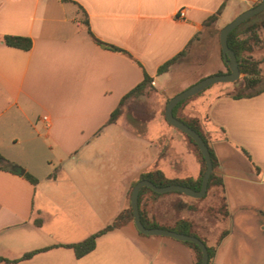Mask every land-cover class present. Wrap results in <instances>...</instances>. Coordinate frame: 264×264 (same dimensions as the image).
Instances as JSON below:
<instances>
[{
	"label": "crops",
	"instance_id": "1",
	"mask_svg": "<svg viewBox=\"0 0 264 264\" xmlns=\"http://www.w3.org/2000/svg\"><path fill=\"white\" fill-rule=\"evenodd\" d=\"M77 6L84 10L92 35L121 51L92 41L78 22ZM251 6L241 0H0V155L13 164L10 170H0V257L12 260L41 247L79 242L126 210L133 182L159 168L158 157L169 162L172 152L162 154L155 146L153 151L154 143L145 141V163L138 160L137 165L118 168L107 160L94 164L89 157L104 151L90 146L109 137V130L118 125L122 115L106 122L144 73L164 101L206 76L226 73L213 33ZM4 35L30 39V49L6 46ZM181 52L179 61L158 73ZM228 92L206 93L176 111L179 118L200 119L214 151V173L223 185L209 191L222 190L226 196L225 226L204 225L199 216L180 217L171 208H160L161 198L148 192L140 210L158 228L169 230L179 220L191 223V231L214 249L210 264H264L262 245L246 250L229 244L245 231L242 220L264 219V90L239 99ZM123 136L141 139L128 132ZM27 140L57 142L74 159L67 175L42 178L26 166L17 149ZM19 169L37 183L31 184ZM110 171L117 176L111 177ZM199 171L184 175L180 168L183 176L177 178L195 180ZM257 227L264 231L261 223ZM158 257L161 264L194 262L182 242L140 234L128 222L100 236L81 258L69 248L54 247L27 260L0 264H154Z\"/></svg>",
	"mask_w": 264,
	"mask_h": 264
},
{
	"label": "rangeland",
	"instance_id": "2",
	"mask_svg": "<svg viewBox=\"0 0 264 264\" xmlns=\"http://www.w3.org/2000/svg\"><path fill=\"white\" fill-rule=\"evenodd\" d=\"M259 1L260 0H258V2ZM262 12H264V10ZM260 19H264V13ZM218 33L219 31L215 34L213 33L212 36L216 41H218ZM258 33L261 41L254 47L250 54L253 59L259 62L258 66L260 68L261 76L260 85H264V27H262ZM204 49L205 51H209L210 47L205 45ZM232 88V83L213 84L200 93L190 97V99L186 100L183 105H188L200 100L206 93L219 89H228L231 91ZM164 104L165 101L154 91H150L137 101H131V99H129L122 108V116L118 125L109 130V137H104L98 141L95 140L92 143L93 147L90 146L89 148L93 149V151L104 152L100 153L101 156H90L89 159H91L94 164H98L97 162L101 161H109L108 165L110 167L114 166L118 168L127 165H137L138 160H141V163L143 164L145 163L144 160L148 158L146 157V154L149 153L148 149L145 148L146 146L144 147V144L145 141H150L154 143L153 148L155 146V148L160 149V153L162 152L163 154L166 150L172 152V157L168 158L169 162H162L164 156H160V158L158 157L156 164L159 168H155L151 171H160L166 179L178 182L181 181L182 178L177 177L183 176L182 174H179L180 168L183 169L184 173H187L184 175H196L200 163L195 150L179 131L167 125L162 115ZM157 110H160V112ZM147 115H149L148 118L139 121ZM126 132L136 134L140 136L141 139L139 141L129 140L127 137L123 136V134L126 135ZM17 153L24 161V164L42 178H45L48 175L53 177L56 174H60L64 177V175H67L70 166L74 162L73 157H71L68 152L63 151L57 145V142L52 141L43 142L41 140H27L17 149ZM117 174L118 173L115 171L109 172L111 177L113 175L116 177ZM130 190L131 187L128 191L127 197H129ZM153 196L161 198V201H159L161 202L159 203L160 208H166L167 210L171 208L173 212L180 217L185 216L186 214H188L189 217L199 216V219H202V223L208 226L210 224L224 227L226 224L223 223V220L227 219V216L223 217L221 214L222 209L227 210L226 196L222 190L213 192L207 190V193L201 198H190L175 191ZM176 196L179 200L172 199ZM126 205L129 207V202L126 203ZM186 205L190 206L189 209L186 208ZM246 213L250 212L248 211ZM226 222H228L227 224L230 223L228 220H226ZM240 223L241 228L245 231L236 233L234 237L231 238V242L229 241V244L233 246L239 245L246 250H253L258 245L264 247V231L259 230L257 227V224L259 225L260 223L264 227V219H261V221H255L254 218L249 217V219H244ZM171 227V229H173L171 231L180 233V228L177 225ZM227 230H229V226ZM205 245L212 250L208 244L205 243ZM159 260L160 258L158 257L154 264H161ZM210 261L211 259L209 260V264Z\"/></svg>",
	"mask_w": 264,
	"mask_h": 264
},
{
	"label": "trees",
	"instance_id": "3",
	"mask_svg": "<svg viewBox=\"0 0 264 264\" xmlns=\"http://www.w3.org/2000/svg\"><path fill=\"white\" fill-rule=\"evenodd\" d=\"M62 1L66 2L69 0H62ZM257 3H258V0H254V2L252 3V6H255ZM77 11L79 13L78 22L87 31V33L89 34L92 41H94L96 44H98V45H100L106 49H110L113 51H121L114 46L108 45V44L103 43L100 40L96 39L92 35V33L89 29L87 16H86L84 10L80 6H77ZM220 11H221V8L218 10V12L216 14L209 16L206 19L205 24L207 25V24L211 23L212 21H214L216 19V15L219 14ZM263 13L264 12H261L255 16L247 19L246 21L241 23L238 27H236L234 30H232L227 37V45L234 52V54L236 56L239 72L241 75V77L238 80H236L235 82L232 83L233 88L231 91H229L227 93L229 96H231L234 99L250 98V97L258 95L259 93H261L264 90V85H260L261 76H260V68L258 66L259 62L255 59H253L251 54H250L252 52V50L254 49V47L257 46L261 41L258 31L262 27H264V19H260V17L262 16ZM2 42L6 46L19 48L22 50H28V49H30V46H31L30 39H28L26 37H21V36L4 35L2 37ZM182 56H183V52L176 55L174 58L170 59L169 61L165 62L163 65H161L159 67L158 73H162V72L166 71L169 65H171L174 62L179 61ZM220 57L223 61L221 51H220ZM223 63H224V61H223ZM224 65L227 69L226 72H229L225 63H224ZM216 74H222V72H218ZM150 83H151V78L144 73L142 81L138 85H136L134 88H132L127 94L124 95V97L120 100L118 106L110 114L106 123L111 124L117 120V118L122 114L123 106L127 103V101L129 99H131V101H137L142 96L148 94L150 91H153ZM188 99H190V98L182 100L176 104V106L173 108V116H175L178 120L185 123L188 127L193 129L194 131H196L201 136L204 143L208 147V150H209L210 156H211V160H212V172L210 174V177H209V180L207 183V189H206V193H207V190H209L211 187H213V186L221 187L223 185V183H222V179L219 176L215 175V173H214V169L217 167L218 161L215 157L214 151L211 148L205 134L203 133L200 119L199 118L182 119V118H179L176 116V111L178 110V108L181 107L183 105V103ZM167 101H168V99L165 101L164 107H165ZM162 115L164 118V108L162 110ZM148 117H149V115L145 116V118H143L139 121H142ZM168 126H170V125H168ZM180 133L187 139V141L193 146V148L195 150L198 161L200 163V171H199L198 177L195 180H193L191 178H185V179H182L181 181L178 182V181L166 179L160 171H157V170L146 171V172L141 173L139 175L138 180L133 182V184L131 185V189H132L133 185L139 180H149L150 182H152L156 186H167L170 184H179L182 186L192 188L194 190H198L200 188L201 178H202V175H203L204 170H205L204 160H203L197 146L195 145V143L188 136H186L182 132H180ZM243 153H244V155L247 156V153L245 151H243ZM12 166H13V164H10L3 156L0 155V170H10V168ZM22 176L33 185H35L37 183V179L34 178L33 176H31L30 174H28L27 172H25ZM130 192H131V190H130ZM130 192H129V196H130ZM146 192H148L152 195H158L157 193L153 192L149 188L142 187L140 189L139 195H138V206H139V213H140L141 222L147 228L160 227L157 223L150 222V221L146 220L142 215V212L140 210V203H141V199H142L143 194ZM221 214L223 217H226L228 215L227 210L222 209ZM128 222H133L130 205L126 210L119 213L110 224H108V225L104 226L103 228H101L100 230L90 234L85 239H83L79 242L70 243V244H53V245L41 247L38 249L28 251V252L24 253L23 255H21L19 258L12 259V260L0 257V262L3 261V262H7V263H16L18 261L27 260L37 253L45 252V251H47L51 248H54V247L69 248L73 251L74 256L76 258H81L84 255L91 252L95 248L96 240L100 236L106 234L107 232H109L115 228L121 227L122 225H124ZM34 223H35V225H40L39 220H35ZM176 225L180 228V230H179L180 233L195 236L198 239H200L194 232L191 231V223H189L187 221L179 220L176 222ZM169 230H173V229H169ZM225 234H226V231H223L221 233L220 237L217 240V244H219L220 240L222 239V237ZM200 240L204 243V241L202 239H200ZM182 243L185 244L192 251L193 256H194L193 264L199 263L201 260V251L199 250V248L191 242H182ZM207 250H208V255H209V260H210L212 255H213L214 249L211 250V249L207 248ZM209 260H208L207 264H209Z\"/></svg>",
	"mask_w": 264,
	"mask_h": 264
},
{
	"label": "water",
	"instance_id": "4",
	"mask_svg": "<svg viewBox=\"0 0 264 264\" xmlns=\"http://www.w3.org/2000/svg\"><path fill=\"white\" fill-rule=\"evenodd\" d=\"M263 10H264V0H260L255 6H251L246 10L237 14L230 22L225 24L219 30L218 33L219 47L223 61L226 64L229 72L222 74H213L198 80L197 82L190 85L186 89L178 92L177 94L169 98L164 107V119L166 123L171 127H173L174 129L188 136L195 143L204 160L205 170L201 178L200 188L198 190H194L192 188L182 186L179 184L156 186L149 180H139L133 185L130 192L129 205L131 208L133 225L137 230V232L146 236H162V237H168L174 239L179 242H191L195 244L201 251V260L197 264L208 263L209 257L205 244L195 236L173 232L165 228L145 227L140 219V213L138 207L139 191L142 187H146L158 194L175 191L182 193L190 198H201L206 194L207 183L210 174L212 172V160H211L210 152L208 150V147L204 143L203 139L196 131H194L193 129L188 127L185 123H183L182 121L178 120L175 116H173V108L180 101L200 93L201 91L210 87L213 84L233 83L240 78L241 75L239 72L236 56L234 52L227 45V37L229 33L232 30H234L236 27H238L241 23L251 18L252 16L262 12ZM19 174L23 175L24 170L19 169Z\"/></svg>",
	"mask_w": 264,
	"mask_h": 264
},
{
	"label": "built area",
	"instance_id": "5",
	"mask_svg": "<svg viewBox=\"0 0 264 264\" xmlns=\"http://www.w3.org/2000/svg\"><path fill=\"white\" fill-rule=\"evenodd\" d=\"M241 1H243L245 3H249L250 5H252V3L254 2V0H241ZM183 16H184V12H183V10H180L179 17L182 18ZM42 119L46 121L47 117L43 116Z\"/></svg>",
	"mask_w": 264,
	"mask_h": 264
}]
</instances>
